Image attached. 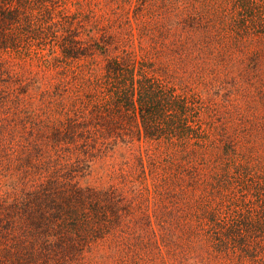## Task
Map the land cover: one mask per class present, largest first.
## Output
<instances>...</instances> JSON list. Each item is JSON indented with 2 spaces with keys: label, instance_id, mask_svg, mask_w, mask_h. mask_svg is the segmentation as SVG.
<instances>
[{
  "label": "trees",
  "instance_id": "16d2710c",
  "mask_svg": "<svg viewBox=\"0 0 264 264\" xmlns=\"http://www.w3.org/2000/svg\"><path fill=\"white\" fill-rule=\"evenodd\" d=\"M73 1L0 0V264H264V0Z\"/></svg>",
  "mask_w": 264,
  "mask_h": 264
},
{
  "label": "rangeland",
  "instance_id": "374dc122",
  "mask_svg": "<svg viewBox=\"0 0 264 264\" xmlns=\"http://www.w3.org/2000/svg\"><path fill=\"white\" fill-rule=\"evenodd\" d=\"M97 1H102V0H97ZM99 6V5H98ZM83 8V7H81V6H79L78 5V3L76 4V3H74V1L73 0H68V2H67V4H66V6H65V8H68L69 9V11H73V10H75V8Z\"/></svg>",
  "mask_w": 264,
  "mask_h": 264
}]
</instances>
